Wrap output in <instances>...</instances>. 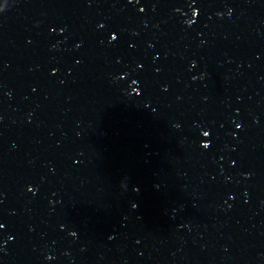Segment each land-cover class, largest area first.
I'll return each mask as SVG.
<instances>
[{
	"label": "water",
	"instance_id": "1",
	"mask_svg": "<svg viewBox=\"0 0 264 264\" xmlns=\"http://www.w3.org/2000/svg\"><path fill=\"white\" fill-rule=\"evenodd\" d=\"M26 264H264V0H133Z\"/></svg>",
	"mask_w": 264,
	"mask_h": 264
}]
</instances>
